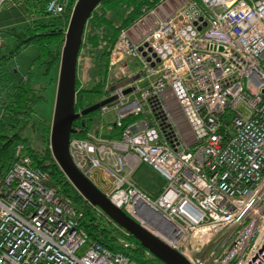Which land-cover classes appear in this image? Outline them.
Here are the masks:
<instances>
[{
    "label": "built area",
    "instance_id": "1",
    "mask_svg": "<svg viewBox=\"0 0 264 264\" xmlns=\"http://www.w3.org/2000/svg\"><path fill=\"white\" fill-rule=\"evenodd\" d=\"M166 1L120 33L99 102L116 99L85 138L74 127L70 155L112 204L191 264H264V0H186L160 14ZM77 2L0 0V15L37 25L70 19ZM32 164L19 144L0 176V264H139L91 243L83 213ZM139 164L168 182L157 198L131 180Z\"/></svg>",
    "mask_w": 264,
    "mask_h": 264
},
{
    "label": "trees",
    "instance_id": "2",
    "mask_svg": "<svg viewBox=\"0 0 264 264\" xmlns=\"http://www.w3.org/2000/svg\"><path fill=\"white\" fill-rule=\"evenodd\" d=\"M163 1L107 0L93 12L84 33L78 63L80 72L88 62L92 71L90 77L82 78L78 74L77 112L99 102L104 95L110 52L122 30L136 23L145 10L155 9ZM68 20L69 15H66L37 25H25L19 23L15 11H4L0 15L5 38L4 46L0 48V65H5L0 72V176L8 171L16 146L24 145L33 167L48 173L57 192L71 199L83 213L80 226L87 232L91 243L122 253L139 264H163L134 237L123 236L111 221L99 215L76 191L53 159L49 141L51 122L41 114L49 112L51 98L53 102L55 96ZM17 24L23 28H17ZM44 105L48 108H43ZM96 114L93 112L77 119L73 126L80 127L82 131L73 137L85 138V132L93 124H89V117ZM122 238L129 246L120 243Z\"/></svg>",
    "mask_w": 264,
    "mask_h": 264
},
{
    "label": "water",
    "instance_id": "3",
    "mask_svg": "<svg viewBox=\"0 0 264 264\" xmlns=\"http://www.w3.org/2000/svg\"><path fill=\"white\" fill-rule=\"evenodd\" d=\"M104 1L107 0H78L65 30L50 129V150L61 171L83 199L91 206L101 209L112 222L126 230L151 255L163 264H191L124 210L112 204L109 198L81 173L70 155V140L75 133L74 122L116 99V96L111 97L81 112H77L75 108L78 63L84 33L93 12ZM128 92L130 90L125 91ZM83 126L86 124L83 123Z\"/></svg>",
    "mask_w": 264,
    "mask_h": 264
},
{
    "label": "rangeland",
    "instance_id": "4",
    "mask_svg": "<svg viewBox=\"0 0 264 264\" xmlns=\"http://www.w3.org/2000/svg\"><path fill=\"white\" fill-rule=\"evenodd\" d=\"M173 7L172 2L167 3L164 7V9L162 11H159V13H163L165 11L167 12H171V8ZM155 18H149V20L147 21V24L143 25L138 31H146L148 28H152L155 25ZM17 28H23L22 26H20L19 24L15 25ZM68 26V24H67ZM138 32V33H139ZM136 33V34H138ZM135 36V34L133 35V37ZM12 40V39H11ZM3 67H5L4 64L0 65V72H2ZM92 70H90V62L85 63L83 66V70L80 72V67L78 68V74L82 77H90V72ZM83 73V74H82ZM80 77V78H81ZM58 79V78H57ZM58 81V80H57ZM57 85V82H56ZM56 88V87H55ZM55 93H56V89H55ZM53 102H52V98L50 101V108H49V112L46 114L42 113L41 116L42 117H46V119H48L50 122L52 121V116H53V111L54 110V102H55V96L53 97ZM43 108H48L47 105L42 106ZM52 107V109H51ZM41 109V107L39 108ZM51 110V112H50ZM97 112V116L100 117V112ZM52 113V114H51ZM101 118V117H100ZM113 115L109 114V115H105L104 116V120L102 121V126L104 129V126L107 124V122L109 121H113ZM129 172L128 169H126L124 171V174L127 175ZM131 180L140 187V189L147 194L148 196L152 197V198H157L161 192L165 189V187L168 185V182L158 173L156 172L154 169H152L150 166H147L146 164H139L134 171L131 174Z\"/></svg>",
    "mask_w": 264,
    "mask_h": 264
},
{
    "label": "crops",
    "instance_id": "5",
    "mask_svg": "<svg viewBox=\"0 0 264 264\" xmlns=\"http://www.w3.org/2000/svg\"><path fill=\"white\" fill-rule=\"evenodd\" d=\"M172 2L173 4V7L171 8V13H174L176 11H178L182 6L185 5L186 3V0H167L165 3H164V6L167 4V3H170ZM159 17H161L159 14L158 16L155 17V20H159ZM148 166V165H147Z\"/></svg>",
    "mask_w": 264,
    "mask_h": 264
},
{
    "label": "flooded vegetation",
    "instance_id": "6",
    "mask_svg": "<svg viewBox=\"0 0 264 264\" xmlns=\"http://www.w3.org/2000/svg\"><path fill=\"white\" fill-rule=\"evenodd\" d=\"M151 28H148L146 31H141L140 32V34L142 35V34H145V33H147L149 30H150ZM82 117V116H81ZM95 118H96V116L95 115H93L92 117H89V124L91 123H93L94 121H95Z\"/></svg>",
    "mask_w": 264,
    "mask_h": 264
},
{
    "label": "bare ground",
    "instance_id": "7",
    "mask_svg": "<svg viewBox=\"0 0 264 264\" xmlns=\"http://www.w3.org/2000/svg\"><path fill=\"white\" fill-rule=\"evenodd\" d=\"M147 228V227H146ZM147 229H149V228H147ZM150 231H151V229H149ZM152 232V231H151ZM154 233V232H153Z\"/></svg>",
    "mask_w": 264,
    "mask_h": 264
}]
</instances>
